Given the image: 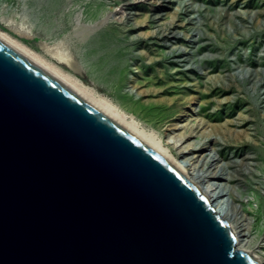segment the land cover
<instances>
[{
  "label": "water",
  "instance_id": "obj_1",
  "mask_svg": "<svg viewBox=\"0 0 264 264\" xmlns=\"http://www.w3.org/2000/svg\"><path fill=\"white\" fill-rule=\"evenodd\" d=\"M164 158L0 40V264H260Z\"/></svg>",
  "mask_w": 264,
  "mask_h": 264
},
{
  "label": "rangeland",
  "instance_id": "obj_2",
  "mask_svg": "<svg viewBox=\"0 0 264 264\" xmlns=\"http://www.w3.org/2000/svg\"><path fill=\"white\" fill-rule=\"evenodd\" d=\"M0 17L36 39L2 25L0 32L153 129L172 155L169 124L198 125L194 137L228 135L222 156H253L254 143L264 149V0H0ZM181 49L186 55L168 56ZM138 83L148 91L142 98ZM181 96L195 100L174 113ZM241 142L248 145L231 146ZM246 165L224 202L244 211L264 257V159Z\"/></svg>",
  "mask_w": 264,
  "mask_h": 264
},
{
  "label": "bare ground",
  "instance_id": "obj_3",
  "mask_svg": "<svg viewBox=\"0 0 264 264\" xmlns=\"http://www.w3.org/2000/svg\"><path fill=\"white\" fill-rule=\"evenodd\" d=\"M0 25L11 27L15 33L27 38L36 39L34 33L27 29L21 31L20 28L16 27L12 20L0 17ZM164 37H167V34L164 35ZM0 40L23 56L32 60L53 77L81 94L94 106L99 108L164 158L199 192V194L206 200L207 204L213 209L214 214L217 215L221 221L226 223L235 239L234 249L245 252L251 255L260 264H264V257L259 255L252 247V240L250 239L251 224L244 214V211L240 207L237 210L234 209L230 212L224 202V198L233 192V188L230 184L238 179L246 178V171L243 169L246 168V164H248V162H254V160L264 159V149L260 148L257 143H254L257 149L256 154L253 156L247 155L244 151H236L233 154L222 156L219 155L221 149L218 148V146L223 144L227 145L225 140H227L228 135L224 137L223 135L215 134L210 131L194 137L193 133L198 125L193 129L192 124L189 123L181 124L180 126H178V124H169L165 128V131L168 132V135L173 136L171 146L175 148L174 151L176 153L175 155H172L163 147L160 138L153 129L141 126L133 116L127 118V115L117 106L97 95L94 90L84 85L79 79L61 71L59 68L41 59L31 49L22 43L11 39L2 32H0ZM49 52L58 62L63 64L68 63L64 56L58 55L52 50ZM186 53L185 49H181L177 52H170L168 56H182L186 55ZM74 72L76 73L77 70L75 69ZM229 81L231 83L228 87L239 91L235 82L232 79H229ZM134 86L141 98L145 96V93H148V91H144L141 88V83L135 84ZM215 88L217 87L215 86L214 89ZM225 90L226 88L224 86H219V91ZM182 100L183 102H181ZM194 100V97H179L174 101V113L180 112L183 107L192 103ZM141 105H143V102H141ZM168 122L170 121L164 122L162 126L164 127ZM176 131H178L177 134ZM244 145L247 146L248 144L241 142L236 146H231L240 149ZM220 157H222V159Z\"/></svg>",
  "mask_w": 264,
  "mask_h": 264
}]
</instances>
